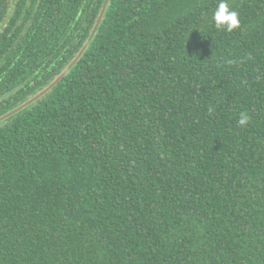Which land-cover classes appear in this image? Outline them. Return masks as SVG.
Masks as SVG:
<instances>
[{"label": "trees", "instance_id": "obj_1", "mask_svg": "<svg viewBox=\"0 0 264 264\" xmlns=\"http://www.w3.org/2000/svg\"><path fill=\"white\" fill-rule=\"evenodd\" d=\"M0 0V264H264V0ZM242 112L250 116L245 126Z\"/></svg>", "mask_w": 264, "mask_h": 264}, {"label": "clouds", "instance_id": "obj_2", "mask_svg": "<svg viewBox=\"0 0 264 264\" xmlns=\"http://www.w3.org/2000/svg\"><path fill=\"white\" fill-rule=\"evenodd\" d=\"M212 21L216 30L227 32L237 29L241 23L239 13L230 7V0H219L212 15ZM249 120L250 116L242 112L238 123L241 126H245Z\"/></svg>", "mask_w": 264, "mask_h": 264}, {"label": "water", "instance_id": "obj_3", "mask_svg": "<svg viewBox=\"0 0 264 264\" xmlns=\"http://www.w3.org/2000/svg\"><path fill=\"white\" fill-rule=\"evenodd\" d=\"M62 76H63V75L59 76L58 79H57L55 82H53L48 88L44 89V90L41 91L39 94H37L33 99H31V100H29L28 102L22 104L21 106H19L18 108L12 110L11 112L7 113L6 115L0 117V121L3 120L4 118H7V117L10 116V115H12V114L15 113L16 111L20 110L21 108H23V107L26 106L27 104L33 102L35 99L40 98V97H41L43 94H45L49 89H51V88L54 86V84H55L56 82H58V81L61 79Z\"/></svg>", "mask_w": 264, "mask_h": 264}]
</instances>
